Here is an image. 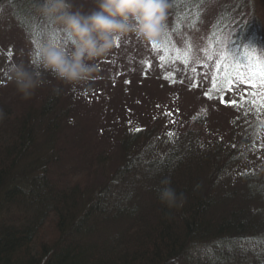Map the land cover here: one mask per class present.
<instances>
[{"label":"trees","instance_id":"trees-1","mask_svg":"<svg viewBox=\"0 0 264 264\" xmlns=\"http://www.w3.org/2000/svg\"><path fill=\"white\" fill-rule=\"evenodd\" d=\"M209 1L214 0H169L163 35L153 46L162 49L166 36L199 22L206 24L208 40L216 41L231 20L239 27L232 36L251 51L232 54L238 62L253 64L248 72L257 80L264 67L254 62L264 47L250 26L253 1L230 12L231 7L214 5L211 17L205 10ZM15 2L24 12L20 17L10 9L12 18L32 21L22 23L31 25L29 42L36 44L40 33L32 30L48 22L35 11L38 0L27 8L22 5L28 0ZM243 11L251 14L247 22ZM65 93L54 88L23 112L0 106V264H264V162L239 172L237 165L246 156L240 144L226 147L214 141L204 152L191 139L167 137L154 125L130 128L124 123L113 150L102 148L95 155L97 167L115 166L105 186L85 191L79 180L67 185L69 171H55L72 137L68 133L76 127ZM253 127L245 126L242 142ZM194 164L195 175L190 172ZM165 178L185 194L182 208L170 209L159 200ZM144 193L148 208L139 206Z\"/></svg>","mask_w":264,"mask_h":264},{"label":"rangeland","instance_id":"rangeland-1","mask_svg":"<svg viewBox=\"0 0 264 264\" xmlns=\"http://www.w3.org/2000/svg\"><path fill=\"white\" fill-rule=\"evenodd\" d=\"M246 1H253L255 4L251 2V6L256 9L252 16L254 26L252 23L250 26L255 28L254 34L259 33L262 41L259 46L264 47V0H214L209 1L210 6L207 5L205 10L211 12V15L208 14L211 17L216 10L214 5L218 8L222 5L231 7L230 12L236 5L246 4ZM28 3L33 4V0H28L22 6L27 8ZM14 4H17L15 0L0 2V106L6 105L14 109V112H23L44 99L50 90H66L64 99L70 104L69 120L75 122L76 127H73V133H68L72 137L66 141L65 150L62 149L64 154L60 156L63 160L55 170L56 174L59 170L69 171L64 175L65 184L71 186L79 183V180V186L85 191L99 190L105 186L115 166L113 163H105L97 167L95 155L101 154L102 148L113 150V145L118 141L117 129L124 123L130 125V128L132 125L149 129L154 125L167 137L182 136L191 139L204 152L209 149L204 150L203 147L212 145L214 141L223 143L226 147L240 144L241 152L243 150L246 156L242 165H237L239 172L257 168L264 162V108H253L249 103H242V98L251 100L246 95L251 89L240 82L244 75L238 74V69L243 68L244 73L252 76L248 71H254V66L250 62L245 64L243 59L238 62L235 54H232L251 51L243 48L242 42L237 37L234 38V34L232 36L239 27H235L231 20L224 22L225 30H222L216 41L208 40V28L205 23L199 22L191 30L171 35V38L166 36L162 49L142 43L129 35L117 40L116 46L107 56L95 61L97 71L93 78L68 85L58 81L53 75L44 73L47 83L37 89L33 97L25 100L8 79L7 66L22 62L41 71L38 65L32 63L31 52L44 45L65 46L67 43V49L71 45L63 37L65 34L62 29L54 26L50 20L46 24H36L32 31L40 33V37L36 44L31 45V25L22 22L32 21L12 18L13 13L21 17L24 12ZM92 4H95V0H84L82 5L76 3L85 11L94 9L96 4L91 6ZM243 16V21L247 22L251 14L243 11ZM9 51L12 53L11 57L8 55ZM262 59L264 60V53L262 57L256 58L254 65L264 67ZM218 65H223V71L219 75ZM228 76L234 77L236 81L231 90H228L229 83L226 82ZM252 78L255 80L254 76ZM256 82L259 83V78ZM233 102L238 106L233 107ZM249 124L254 126V130L242 142L244 128ZM85 163L88 165L84 168ZM197 166H190V172L194 175ZM100 168L105 171L101 172ZM219 184L217 182L216 185ZM140 200L142 205H138L143 207L146 203L148 208L150 203L145 193ZM204 250L203 248L202 252L205 253Z\"/></svg>","mask_w":264,"mask_h":264},{"label":"clouds","instance_id":"clouds-1","mask_svg":"<svg viewBox=\"0 0 264 264\" xmlns=\"http://www.w3.org/2000/svg\"><path fill=\"white\" fill-rule=\"evenodd\" d=\"M95 4L85 11L75 0H38L37 14L61 28L71 48L44 45L31 52L32 63L41 71L22 62L7 66L8 79L22 99H30L47 83L44 73L68 85L93 78L95 61L107 56L119 39L132 35L142 43L157 44L171 7L169 0H95ZM160 183L161 203L170 209L182 208L185 194L177 193L167 178Z\"/></svg>","mask_w":264,"mask_h":264},{"label":"snow or ice","instance_id":"snow-or-ice-1","mask_svg":"<svg viewBox=\"0 0 264 264\" xmlns=\"http://www.w3.org/2000/svg\"><path fill=\"white\" fill-rule=\"evenodd\" d=\"M83 2H84V0H75V3H77L78 5H82ZM67 47H68L67 43H65V48L67 49ZM8 55H9V57H11V55H12L11 51H9ZM222 71H223V65H218L217 66V75H219V73ZM238 74L244 75V78L240 82L244 83L249 89H251V91L246 94L247 96L251 97V100H244L242 98V103H249L252 105L253 108H256V107L264 108V91H260V89H264V71H262L259 74V83H257L256 80H254L251 75L244 73L243 68L238 69ZM226 82L229 83V89L228 90H231L232 84L235 83L236 81H235L234 77L228 76ZM214 86H218V85H214ZM257 101H258V103H257ZM232 106L236 107L238 105H236V103L233 102ZM169 135L171 136L172 134L169 133Z\"/></svg>","mask_w":264,"mask_h":264}]
</instances>
